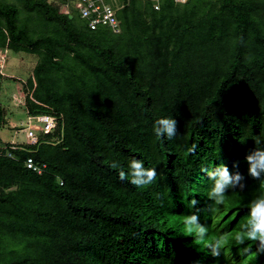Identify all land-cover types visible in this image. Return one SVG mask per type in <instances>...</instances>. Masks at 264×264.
<instances>
[{
    "label": "trees",
    "instance_id": "1",
    "mask_svg": "<svg viewBox=\"0 0 264 264\" xmlns=\"http://www.w3.org/2000/svg\"><path fill=\"white\" fill-rule=\"evenodd\" d=\"M66 1L0 0V51L38 58L23 106L57 118L38 144L0 137L14 154L0 155V264H152L158 241L166 264L173 215L211 204L202 168L232 143L264 147V0H117L120 33L76 21ZM161 118L176 137L155 135ZM133 158L156 169L151 184L130 183ZM246 190L250 203L264 184Z\"/></svg>",
    "mask_w": 264,
    "mask_h": 264
},
{
    "label": "clouds",
    "instance_id": "2",
    "mask_svg": "<svg viewBox=\"0 0 264 264\" xmlns=\"http://www.w3.org/2000/svg\"><path fill=\"white\" fill-rule=\"evenodd\" d=\"M154 133L158 137L173 139L178 133L177 120H157ZM230 146L223 152V155L230 156L224 163L202 168L210 180L205 190L211 204H201L193 199L191 213L173 215L176 234L171 232L173 235H169L167 246H172L176 254L166 264H264L258 263L259 257H264V194L249 203L246 190L248 180L264 184V147L253 150L236 148L234 143ZM129 167L130 183L136 187L151 184L156 178V169L146 168L140 160L133 158ZM119 178L123 181L127 174L120 171ZM234 207L240 210L232 211ZM195 232L197 235L191 237L190 234ZM164 247L162 241L146 244L149 251L146 258L150 263L160 264Z\"/></svg>",
    "mask_w": 264,
    "mask_h": 264
},
{
    "label": "built area",
    "instance_id": "3",
    "mask_svg": "<svg viewBox=\"0 0 264 264\" xmlns=\"http://www.w3.org/2000/svg\"><path fill=\"white\" fill-rule=\"evenodd\" d=\"M155 1V8L159 9V0ZM178 3H185L187 0H175ZM61 9L65 13H70L72 9L78 11L81 19L87 22L92 30L100 27H108L115 33H120L121 25L117 17L119 9L116 3H109L106 0H67L61 5ZM26 93H20L22 98V105L26 104ZM57 129V118L52 115L31 116L28 118V126L23 129L26 135V141H15L17 143H25L26 145H35L40 142L41 138L52 134ZM40 133V134H39ZM10 146V148H17V146ZM7 154L13 157L14 154L9 150V147L0 140V155ZM26 166L28 169L41 175L45 172L47 165L40 164L34 158L29 157L26 159Z\"/></svg>",
    "mask_w": 264,
    "mask_h": 264
},
{
    "label": "rangeland",
    "instance_id": "4",
    "mask_svg": "<svg viewBox=\"0 0 264 264\" xmlns=\"http://www.w3.org/2000/svg\"><path fill=\"white\" fill-rule=\"evenodd\" d=\"M117 0H112L113 3ZM119 7V5H118ZM75 20L81 23L83 20L75 15ZM38 63L37 56L26 53H15L10 50L0 51V101L7 109L8 124L0 127V137L4 141H11L16 133L15 140L26 141L23 128L28 126V114L25 106L21 104L20 93H26L23 85H17L18 80L28 83L30 77L33 78L35 65ZM35 81V79L33 78ZM42 92H44L42 90ZM40 134V133H39Z\"/></svg>",
    "mask_w": 264,
    "mask_h": 264
},
{
    "label": "crops",
    "instance_id": "5",
    "mask_svg": "<svg viewBox=\"0 0 264 264\" xmlns=\"http://www.w3.org/2000/svg\"><path fill=\"white\" fill-rule=\"evenodd\" d=\"M23 83H24V81H22V80L21 81L20 80L17 81V85H20L21 84V86H22ZM23 88H24V86L21 87L22 90H23Z\"/></svg>",
    "mask_w": 264,
    "mask_h": 264
}]
</instances>
